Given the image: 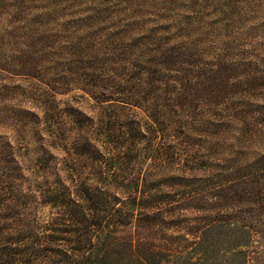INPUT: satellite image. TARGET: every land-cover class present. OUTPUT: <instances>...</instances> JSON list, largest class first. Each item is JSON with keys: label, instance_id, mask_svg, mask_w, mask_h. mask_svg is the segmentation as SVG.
Wrapping results in <instances>:
<instances>
[{"label": "rangeland", "instance_id": "rangeland-1", "mask_svg": "<svg viewBox=\"0 0 264 264\" xmlns=\"http://www.w3.org/2000/svg\"><path fill=\"white\" fill-rule=\"evenodd\" d=\"M263 158L264 0H0V187L26 189L36 236L61 184L70 199L77 183L129 203L148 191L184 228Z\"/></svg>", "mask_w": 264, "mask_h": 264}, {"label": "trees", "instance_id": "trees-1", "mask_svg": "<svg viewBox=\"0 0 264 264\" xmlns=\"http://www.w3.org/2000/svg\"><path fill=\"white\" fill-rule=\"evenodd\" d=\"M113 142L110 139L109 144ZM127 144L119 142L114 151L120 149L121 153ZM78 148L79 155L85 157L86 149L94 150L87 140ZM115 161L114 171L126 174L120 160ZM15 168L7 175L18 176L16 172L21 170ZM97 168L99 184L104 185V167ZM263 170L264 158L247 171L246 181L241 169L234 170L237 180L216 186L199 199L196 208L202 215L184 228H170L151 213L148 191L139 189V197L129 203L116 196L109 198L97 185L90 188L77 183L76 199H70L61 184L59 189L43 192L44 201L62 212L48 224L42 239L23 217L26 189L18 186L19 191L14 188L5 194L0 187V264H264ZM113 188L123 194L130 191L117 183ZM233 206H238V211L227 213ZM172 215L165 212L163 217ZM168 230L173 234L165 235L164 243L151 237Z\"/></svg>", "mask_w": 264, "mask_h": 264}]
</instances>
